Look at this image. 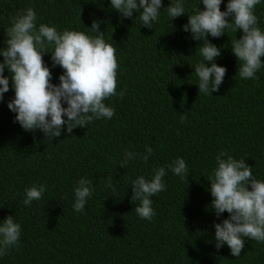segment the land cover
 Here are the masks:
<instances>
[{"label":"trees","instance_id":"1","mask_svg":"<svg viewBox=\"0 0 264 264\" xmlns=\"http://www.w3.org/2000/svg\"><path fill=\"white\" fill-rule=\"evenodd\" d=\"M169 3L162 0L163 8ZM227 3L222 0L221 11ZM198 6L204 9L202 0H185L186 14L172 22L162 9L148 29L140 10L121 19L110 0H0V49L17 12L28 7L37 13V27L43 23L59 32L92 36L89 28L99 19L105 41L116 49V91L124 92L123 98L105 100L115 109L111 120H93L71 134L62 129L49 142L39 130L26 132L15 122L7 107L15 95L9 80L0 101V225L13 215L21 235L0 264H264V242L244 238L239 257L227 245L216 249L214 223L229 214L214 215L209 191L220 151L245 158L264 182V66L258 79L242 80L230 44L242 30L209 35L221 49L215 63L227 71L219 91L199 93L190 66L203 60L200 42L182 27ZM255 15L264 31V0ZM50 57L44 54V63L51 83L59 84L64 70L52 67ZM146 147L153 149L146 163L138 158L121 168L125 150L146 154ZM177 158L187 164L186 180L168 168ZM159 167L166 169L165 190L151 197V221L141 219L134 211L140 201L131 200L132 181L141 175L151 179ZM81 178L92 181L93 193L84 211L76 212L74 188ZM40 185H46L42 198L24 205L25 189Z\"/></svg>","mask_w":264,"mask_h":264},{"label":"clouds","instance_id":"2","mask_svg":"<svg viewBox=\"0 0 264 264\" xmlns=\"http://www.w3.org/2000/svg\"><path fill=\"white\" fill-rule=\"evenodd\" d=\"M260 2L228 0L226 10L221 11L222 0H202L204 9L200 10L198 6L194 14H188L183 31L191 33V38L200 42L198 54L203 58L202 62L190 66L199 78V93L212 95L219 91L227 71L215 63L221 56V49L207 39L209 35L220 38L226 31L237 33L242 30L239 39L230 41L231 51L238 61L237 75L242 80L259 78L257 73L264 66L261 59L264 57V31L258 26L255 8ZM110 8L121 19L133 18L134 13L136 17L140 10L142 26L148 29L156 25L162 9L166 10L171 22L186 14L185 0H170L167 8H163L162 0H110ZM101 23L99 19L93 20L89 28L92 36L67 29L59 32L55 26L43 23L37 27V13L33 7L17 12L6 31V47L0 49L3 57L0 62V101L9 91L11 79L15 95L7 107L15 113V122L26 132L39 130L45 140L51 142L61 136L62 129L71 134L74 128H86L93 120L113 118L115 109L107 106L105 100L114 96L123 98L124 92L116 91L119 67L116 49L105 41ZM47 53L51 54L52 67L60 66L64 70L59 76V84L51 83L52 72L43 59ZM5 69L9 76L4 75ZM123 155L121 168L138 158L146 163L153 155V149L146 147V154L125 150ZM215 160L216 167L209 179L213 197L211 210L217 218L225 212L229 214L220 223H214L215 247L220 250L227 245L230 254L239 257L244 238L264 242V182L253 176L252 167L245 163V158L235 159L226 151H220ZM168 168L182 180L189 177L183 158L175 159ZM153 171L151 179L141 175L131 184V200L140 201L134 211L141 219L149 221L155 215L151 197L165 190V167ZM107 187H113L110 177ZM45 191L46 185L25 189L24 205L39 201ZM92 193V181L79 179L74 188V211L83 212ZM20 235L21 225L14 221L13 215L5 218L0 225V256L18 246Z\"/></svg>","mask_w":264,"mask_h":264}]
</instances>
